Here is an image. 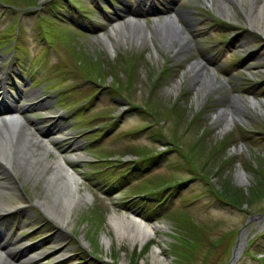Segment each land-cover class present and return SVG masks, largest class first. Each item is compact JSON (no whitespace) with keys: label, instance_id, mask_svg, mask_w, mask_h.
Listing matches in <instances>:
<instances>
[{"label":"rangeland","instance_id":"rangeland-1","mask_svg":"<svg viewBox=\"0 0 264 264\" xmlns=\"http://www.w3.org/2000/svg\"><path fill=\"white\" fill-rule=\"evenodd\" d=\"M7 1L0 0V110L23 112L10 164L0 167V202L15 209L0 216V254L8 252L12 264L30 256L24 264H260L258 256L264 264V234L256 236L264 226V189L245 198L254 185L264 188V24L250 26L246 1L223 0V9L213 0H53L52 10L48 0H17L16 7ZM172 15L185 38L171 45L117 34L110 47L99 38L117 23L130 29ZM197 60L201 65L191 68ZM162 62L168 72L151 87ZM233 97L244 108L228 126L223 109ZM156 128L161 137L150 135ZM40 138L49 141L47 161L68 157L78 193L88 197L73 202L67 217L58 213L63 191L50 181L51 170L27 165ZM155 149L164 151L161 158L114 183L112 153L127 165L132 155ZM111 150L107 159L94 158ZM93 165L105 166L96 172ZM140 178L154 188L163 178L186 182L146 220L134 210L155 201L131 195L142 188H130ZM38 201L59 218L44 214ZM114 213L157 227L142 241L119 237L109 221ZM88 241L106 261L88 255Z\"/></svg>","mask_w":264,"mask_h":264},{"label":"bare ground","instance_id":"bare-ground-1","mask_svg":"<svg viewBox=\"0 0 264 264\" xmlns=\"http://www.w3.org/2000/svg\"><path fill=\"white\" fill-rule=\"evenodd\" d=\"M213 1L215 2L218 1L220 3V6L223 7V9H225L224 7L225 4L223 3V0H213ZM245 1L248 4V10H249L248 16L250 17V26L258 28L261 24H264L263 23L264 0H245ZM121 24L122 23H117L115 25H112L107 33L100 35L99 38L101 39V41L107 46L112 47L114 45L113 44L114 39L117 37L118 34L120 35L119 38H121V40H127L129 37H131L132 40L134 39L138 41V43H144L150 41V37H153L157 41V43L163 41L165 43H168L166 45L169 44L171 45L173 39L177 37H179L180 39L185 38L183 36L180 25L174 15L167 18H163L162 20H154L150 25L146 24L143 21H136V26L130 24V29L133 27V30L131 32L128 31L130 29L125 28L124 24L122 25ZM121 28H123V31L122 32L118 31ZM200 65H201V61L197 60L192 62L189 66L191 68L196 69ZM231 102H232V107L228 106L225 109H223L224 116L226 117V124H228V126H230L229 124L234 122L233 121L234 118L240 115L237 111L244 108L243 103L240 101L238 97H233ZM251 105L258 108L259 110L261 109V105L258 100L252 99ZM22 112H23V106H12L10 108L0 110V167L2 168L4 167L6 168L7 166L6 163H9L8 157L12 153V148L14 145L13 140L16 136L15 135L16 132L14 131L19 128L20 120H21L19 113ZM41 131L44 132L43 130ZM38 140L39 141L37 142L41 141V143H38L39 148L37 146L38 149H34L35 151L33 150H30L29 152L27 151L28 154L27 165L31 168L32 172L35 171L36 173L37 171L40 172V170L45 167L51 170V173L49 175V178L51 179L50 181L60 186L63 191L61 192V196H60L61 207L58 213L59 214L64 213L65 216L67 217L69 216L71 205L73 204V202H75L76 200L82 201L83 198L87 199L88 197L86 195L83 196L78 193L76 187L78 182V177L76 173L70 167H68V164H66V159H64L65 157L59 156L53 161H47L44 155L47 154L49 148L47 146V142L49 141H45V140L42 141V138ZM23 162L26 164L25 161ZM239 176L244 177L245 176L244 172L239 171ZM38 203L41 209L43 210L44 214H46L47 216H51V217L56 216L59 218L58 213L56 215L54 211L51 208H49L45 203L39 201ZM0 211H9V208L7 205L0 202ZM109 221L119 237H127L130 240H135V239H139L141 241L145 240L149 237V235L152 232H154L153 230L157 227V224L155 222L147 223L143 221L141 218L135 216L134 214L125 215V214L114 213L109 216ZM7 255L8 252L6 256ZM6 256L0 254V264H12L10 260L6 259ZM31 259H32L31 257H27L26 261L29 262ZM23 263H24L23 260L22 261L19 260L17 264H23Z\"/></svg>","mask_w":264,"mask_h":264},{"label":"trees","instance_id":"trees-1","mask_svg":"<svg viewBox=\"0 0 264 264\" xmlns=\"http://www.w3.org/2000/svg\"><path fill=\"white\" fill-rule=\"evenodd\" d=\"M70 2H74L75 0H69ZM8 2V4H10V5H12V6H14V7H16V6H18V3H17V0H9V1H7ZM45 3H47L48 4V8H49V10H52V8L54 7V1L53 0H48V1H46ZM38 4V2L37 3H35V4H27V5H37ZM80 7V10H82V12L84 13V14H87V10H83L82 9V7H83V5H81V6H79ZM55 13H57V11H55ZM130 56V55H129ZM82 57H84V58H89V60H90V62L91 63H93L94 65H97V66H100V67H102L103 68V66L102 65H104L102 62L100 63V62H98V61H96L97 59H93V58H90V56L88 57L85 53H83L82 54ZM136 60H139V58H138V56H136L133 60H132V64H130L132 67L134 66V64L135 63H137V62H135ZM120 62H122V61H126V56H120V60H119ZM96 62V63H95ZM168 69H169V66H166V65H161V67H160V70L156 73L157 75H155V79L154 78H150V82H149V84H150V86L152 87V86H154V85H156L157 83V80H158V78L160 79V78H163V77H165L166 76V74H167V72H168ZM129 72L128 71H126V73H125V75H126V77H127V74H128ZM112 76V75H111ZM152 79H154V82L152 83ZM152 83V84H151ZM150 92H151V89H150ZM155 112V111H154ZM153 114V113H152ZM242 130V129H241ZM160 133V129L159 128H156V130H154V129H152V131H151V135H154L155 137H161L160 135L161 134H159ZM166 140H164V142H165ZM167 142V141H166ZM171 142H167V144H170ZM162 154H160L159 155V157L161 156ZM158 156H155L154 158H151V161H154V160H156V159H158L159 158ZM139 166H141L140 165V162H133V165H129V166H122V167H119V169H118V174H119V176H121V178H125V181H126V179H128V175H129V170H131V169H134V168H136V167H139ZM95 169H96V167H95ZM170 170H172V169H170ZM200 176H202L201 175V172H200ZM167 179V180H166ZM155 183H158L159 184V188L160 187H165V189L167 188H169V190H167V192L161 197V200L166 196V195H173L175 192H176V190H178L185 182H186V180H184V179H181V180H178V181H171L170 182V178H163V179H160V180H155L154 181ZM134 186L136 185V184H139V185H141V186H147V185H153L154 183L151 181V182H149V183H145V182H140V181H135L134 183ZM158 188V189H159ZM154 189V188H153ZM152 188L151 189H149V191H154ZM163 189V188H162ZM171 189V190H170ZM262 189H264V188H262L261 187V184H259V185H254L253 186V188H251L250 189V194L249 195H246L245 196V198H246V200H249L250 199V197H251V195L253 196V195H258L261 191H262ZM141 191H144V190H141ZM147 191V190H146ZM145 191V192H146ZM212 191H213V189H212ZM216 191V190H215ZM136 192H139V191H136ZM220 193V190L218 191V194ZM157 193H154V195H156ZM231 195V194H230ZM136 196H138V195H136ZM223 196V195H222ZM225 199H228V201H230L229 199H231V197L228 195H225V196H223ZM150 209V208H149ZM143 211H144V209H142L140 212H142V215H144V216H148V217H153L154 215H155V213H156V209L155 208H151V210H145L146 212H148V213H146L145 212V214H143ZM159 209H158V212H157V214H159ZM264 227V226H263ZM262 227V229L260 230V232H258L257 234H256V236H261L262 234H264V228ZM250 241L248 242V246L250 245ZM261 252H264V249H262V250H260ZM257 259L259 260V262H260V264H263V261H262V259H263V257H261V256H258L257 257Z\"/></svg>","mask_w":264,"mask_h":264},{"label":"water","instance_id":"water-1","mask_svg":"<svg viewBox=\"0 0 264 264\" xmlns=\"http://www.w3.org/2000/svg\"><path fill=\"white\" fill-rule=\"evenodd\" d=\"M236 252H237V249H233V252H232V256H234L235 254H236Z\"/></svg>","mask_w":264,"mask_h":264}]
</instances>
